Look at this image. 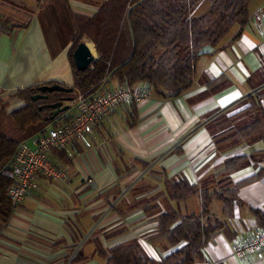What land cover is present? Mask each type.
<instances>
[{
	"label": "crops",
	"instance_id": "0c3cea01",
	"mask_svg": "<svg viewBox=\"0 0 264 264\" xmlns=\"http://www.w3.org/2000/svg\"><path fill=\"white\" fill-rule=\"evenodd\" d=\"M100 2L0 0V105L6 113L24 106L19 91L51 83L73 89L72 15L91 17ZM257 10L264 12V0H252L238 39L234 27L217 48L202 50L194 82L180 96L164 99L152 91L149 100L128 103L101 119L91 150L80 148V157L53 154L50 160L65 171L66 181L36 177L24 201L6 222L0 221V264H105L100 250L107 253L132 241L154 260L165 256V245L146 241L154 233L156 215L146 214L144 207L174 209L167 182L214 187L225 161L264 149L260 141L220 146L214 140L238 120L224 128L214 122L238 114L248 97L264 89V37L252 21ZM82 40L93 46L98 59L94 44ZM255 176L238 191L227 233L216 235L196 264H264V251L261 258L252 254L245 259L233 252L257 226L253 211L264 212V158L229 176L234 184ZM87 178L94 186L86 185ZM183 204L181 213H198L196 197ZM211 209L222 217L220 203L213 202Z\"/></svg>",
	"mask_w": 264,
	"mask_h": 264
},
{
	"label": "trees",
	"instance_id": "16d2710c",
	"mask_svg": "<svg viewBox=\"0 0 264 264\" xmlns=\"http://www.w3.org/2000/svg\"><path fill=\"white\" fill-rule=\"evenodd\" d=\"M251 2L101 0L97 12L91 17L73 14L74 37L69 55L74 79L72 93L54 92L48 94L47 100L31 101L30 97L40 89L58 85L51 83L19 91L17 96L24 101V106L10 114L0 107V221L6 222L12 213L7 195L11 182L2 176L3 169L9 166L22 144L49 128L72 120L67 114L72 105L54 118H49L52 109L48 106L66 97L73 101L77 92H90L112 83L117 86L147 83L164 99L180 96L192 86L205 47L217 48L234 27L239 28L234 36V40L238 39L249 21ZM204 3L207 6L201 12L198 9ZM83 38L94 44L98 55L85 72L78 71L72 59L73 51ZM89 46L93 48L91 44ZM246 105L233 117H222L214 122L224 128L239 117H254L243 127H231L219 133L214 137L216 144L260 141L264 146V89L248 97ZM53 154L60 156L64 152ZM261 158H264V149L228 159L215 175L214 187L190 184L186 180L168 181L171 201L183 204L196 197L199 211L195 214H183L175 209L162 212L158 205L151 203L144 207L146 214L156 215L155 230L147 238V243L154 247L165 245L169 249L159 260L150 258L137 241L117 245L107 253L100 250L98 254L105 264H196L212 239L220 233H227L226 221L239 203V189L258 178L255 176L234 184L229 176L250 163L255 165ZM213 202L221 204L222 217L212 212ZM253 215L257 226L264 229V212L255 210ZM78 255L79 252L72 261L75 262Z\"/></svg>",
	"mask_w": 264,
	"mask_h": 264
},
{
	"label": "built area",
	"instance_id": "2783aa9c",
	"mask_svg": "<svg viewBox=\"0 0 264 264\" xmlns=\"http://www.w3.org/2000/svg\"><path fill=\"white\" fill-rule=\"evenodd\" d=\"M252 21L264 37V12L255 11ZM100 88L86 93L77 92L70 103L75 113L69 123L49 128L34 136L30 144L27 142L18 148L9 166L2 171V176L11 182L7 195L12 210L24 201L36 177L40 176L54 183L66 181L65 171L50 160L54 152H67L74 157H80V148L87 151L93 148L92 137L101 119L128 103L149 100L153 91L147 83ZM85 182L90 187L94 186L92 178H87ZM112 208L113 206L110 209ZM263 251L264 229L257 226L252 228L249 237L236 243L233 249L234 255L241 259L252 254L261 258Z\"/></svg>",
	"mask_w": 264,
	"mask_h": 264
},
{
	"label": "water",
	"instance_id": "95a60500",
	"mask_svg": "<svg viewBox=\"0 0 264 264\" xmlns=\"http://www.w3.org/2000/svg\"><path fill=\"white\" fill-rule=\"evenodd\" d=\"M72 59H73V64L75 68L78 71L85 72L89 68V66L95 60H97V57H94L92 55L86 42L82 40L78 43L77 47L73 51ZM54 92L70 94L72 93V89L64 88L59 85H54L51 87H44L40 89V91L37 94L31 96L30 99L33 102L41 101V100L44 101L48 99L49 93H54ZM71 102H72V99L70 97H66L61 102L48 106L49 108L52 109V112L50 113L49 118H54L60 113L66 112L70 108ZM39 110H41V108H39Z\"/></svg>",
	"mask_w": 264,
	"mask_h": 264
},
{
	"label": "rangeland",
	"instance_id": "374dc122",
	"mask_svg": "<svg viewBox=\"0 0 264 264\" xmlns=\"http://www.w3.org/2000/svg\"><path fill=\"white\" fill-rule=\"evenodd\" d=\"M207 6L206 3H204L203 5H201L199 7V11H203V9H205V7ZM91 49V48H90ZM92 52H93V49H91ZM71 105V104H70ZM0 107H2V105H0ZM73 113H75V111L73 109H70L67 114H69V116H72ZM254 117H250V116H245V117H239L237 118L236 120H238V123H236V126L235 128H240V127H243L245 125H247L248 123H250L252 121ZM248 143H252V142H243V144H246L248 145ZM174 205V209L177 210V211H184V204H177V203H173ZM170 208L168 207L167 210H169ZM184 214V212H183Z\"/></svg>",
	"mask_w": 264,
	"mask_h": 264
},
{
	"label": "bare ground",
	"instance_id": "6f19581e",
	"mask_svg": "<svg viewBox=\"0 0 264 264\" xmlns=\"http://www.w3.org/2000/svg\"><path fill=\"white\" fill-rule=\"evenodd\" d=\"M89 48V47H88ZM90 49V48H89ZM90 51H91V53H92V55L95 57V54H94V52H92V50L90 49Z\"/></svg>",
	"mask_w": 264,
	"mask_h": 264
}]
</instances>
